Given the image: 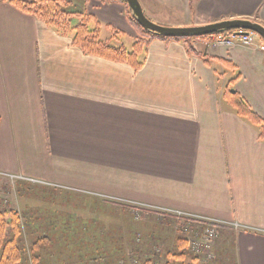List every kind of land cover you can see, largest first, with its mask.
Wrapping results in <instances>:
<instances>
[{
  "label": "crops",
  "instance_id": "1",
  "mask_svg": "<svg viewBox=\"0 0 264 264\" xmlns=\"http://www.w3.org/2000/svg\"><path fill=\"white\" fill-rule=\"evenodd\" d=\"M66 1L113 46L150 38L127 1ZM139 1L162 25H264V0ZM74 35L0 0V170L222 220L234 264H264V125L227 94L264 119V40L154 37L134 68Z\"/></svg>",
  "mask_w": 264,
  "mask_h": 264
},
{
  "label": "rangeland",
  "instance_id": "2",
  "mask_svg": "<svg viewBox=\"0 0 264 264\" xmlns=\"http://www.w3.org/2000/svg\"><path fill=\"white\" fill-rule=\"evenodd\" d=\"M11 211L18 214L22 227L19 238L22 259L18 264H234L235 261L234 228L219 227L217 237L210 243L211 249L197 254L192 241L201 240L208 224L198 218L172 215L146 202L123 201L116 193H96L78 187L62 189L29 179L0 176V213L8 222ZM183 234L188 241L184 256Z\"/></svg>",
  "mask_w": 264,
  "mask_h": 264
},
{
  "label": "trees",
  "instance_id": "3",
  "mask_svg": "<svg viewBox=\"0 0 264 264\" xmlns=\"http://www.w3.org/2000/svg\"><path fill=\"white\" fill-rule=\"evenodd\" d=\"M20 10L34 14L44 23L53 26L64 34L75 33L74 45L80 47L85 53L101 56L115 61L129 62L134 68L141 65L139 56L149 44L150 39L161 37L164 39H184L190 40L198 37H166L145 30L136 19L131 16L132 22L140 29V32L148 39L140 38L132 47V50L124 46H113L100 38L99 28L91 29L90 24L94 18L71 11L66 0H8ZM126 1V0H124ZM80 19V21H78ZM222 31V30H221ZM214 34V33H213ZM209 35L199 37L208 39ZM205 37V38H204ZM239 114L249 118L256 124L264 125V119L255 113L252 108L237 94L227 92ZM10 222L5 220L4 214L0 213V264H18L22 259V248L19 246V238L22 235L20 217L14 211ZM183 241L182 254L187 253L188 241L185 235ZM181 241V240H180Z\"/></svg>",
  "mask_w": 264,
  "mask_h": 264
},
{
  "label": "water",
  "instance_id": "4",
  "mask_svg": "<svg viewBox=\"0 0 264 264\" xmlns=\"http://www.w3.org/2000/svg\"><path fill=\"white\" fill-rule=\"evenodd\" d=\"M132 16L147 31L166 37H203L221 30L254 31L264 40V25L251 19H225L213 23L194 26H168L149 19L139 0H126ZM234 93V90H231Z\"/></svg>",
  "mask_w": 264,
  "mask_h": 264
},
{
  "label": "built area",
  "instance_id": "5",
  "mask_svg": "<svg viewBox=\"0 0 264 264\" xmlns=\"http://www.w3.org/2000/svg\"><path fill=\"white\" fill-rule=\"evenodd\" d=\"M257 38H261V37L254 31H250V30L245 31L242 29H238V30H222L215 32L214 34H211L209 38L206 40L220 46L233 47L236 45L253 46L254 44H256V41L258 40ZM0 176L8 177V178L9 177L19 178V179L22 178L23 180L29 179L34 182H40V184L66 188V186H59L54 183H48L45 181L37 180L35 178L32 179L28 176L12 174L10 172H4L1 170H0ZM167 211L173 213L176 216H182L187 219L198 218L197 220L203 222L204 224H208V228L205 230L204 236L201 238V240L195 241L193 239L192 241L193 249L196 251L197 254H203L207 252L209 249H211L210 243L217 237L219 227L225 225L224 221L216 218L187 214L180 210H167Z\"/></svg>",
  "mask_w": 264,
  "mask_h": 264
}]
</instances>
